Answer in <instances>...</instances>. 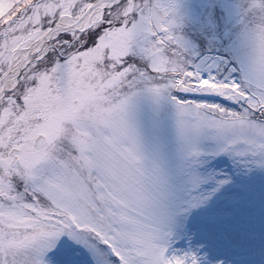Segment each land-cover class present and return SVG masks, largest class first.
Returning <instances> with one entry per match:
<instances>
[{"label": "snow or ice", "instance_id": "snow-or-ice-1", "mask_svg": "<svg viewBox=\"0 0 264 264\" xmlns=\"http://www.w3.org/2000/svg\"><path fill=\"white\" fill-rule=\"evenodd\" d=\"M0 264H264V0H0Z\"/></svg>", "mask_w": 264, "mask_h": 264}]
</instances>
